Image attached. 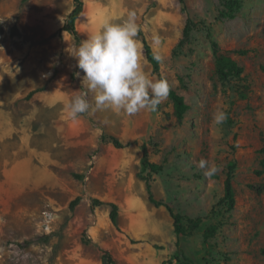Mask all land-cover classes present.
I'll return each mask as SVG.
<instances>
[{
	"label": "rangeland",
	"instance_id": "1",
	"mask_svg": "<svg viewBox=\"0 0 264 264\" xmlns=\"http://www.w3.org/2000/svg\"><path fill=\"white\" fill-rule=\"evenodd\" d=\"M223 1L186 0L183 11L179 0H83L76 21L82 41L132 10L150 45L153 35L160 37L159 73L144 46L143 66L153 78H167L185 98L189 111L179 123L169 96L155 112L127 116L109 110L82 114L76 122L66 118L65 104L87 91L83 73L76 75L81 70L73 55L79 45L68 32L59 33L73 0H0V76L15 78L33 66L47 85L53 83L49 95L58 104L42 111L39 122L26 121L23 129L33 140L23 153L13 154L12 139L0 147V264H102L103 250L118 264H169L179 253L178 241L196 264H264V173L257 174L264 169V0H240L232 20L218 18ZM188 18L197 27L179 47ZM138 38L142 42L139 33ZM216 52L245 69L247 99L236 94L242 82L218 78ZM87 99L94 104V94ZM29 101L25 93L16 102L25 106L27 118ZM217 108L229 114L219 126L212 123ZM105 135L129 146L118 149L102 140ZM30 145L52 151L57 163L44 166L32 156V167L17 169L29 159ZM143 147L164 168L159 175L143 171ZM201 158L220 165L218 174L206 178L197 167ZM233 164L236 205L222 218L218 204ZM144 177L156 200L203 219L192 237L175 234L167 210L149 201ZM94 199L106 204L94 207ZM108 203L119 206L118 228ZM215 224V235L206 237Z\"/></svg>",
	"mask_w": 264,
	"mask_h": 264
},
{
	"label": "clouds",
	"instance_id": "2",
	"mask_svg": "<svg viewBox=\"0 0 264 264\" xmlns=\"http://www.w3.org/2000/svg\"><path fill=\"white\" fill-rule=\"evenodd\" d=\"M137 13L132 10L119 23L105 22L101 28L88 35L73 55L80 69L82 86L87 91L74 96L64 106L66 118L76 122L82 114L93 115L97 111H113L134 116L141 111L155 112L169 96L171 85L167 78H153L144 70L143 44L138 38L141 31ZM161 39L153 35V58L163 63L159 49ZM94 94V104L87 99ZM228 119L227 111L217 108L212 116L214 125H222ZM197 167L206 178L218 174L221 166L201 158Z\"/></svg>",
	"mask_w": 264,
	"mask_h": 264
},
{
	"label": "trees",
	"instance_id": "3",
	"mask_svg": "<svg viewBox=\"0 0 264 264\" xmlns=\"http://www.w3.org/2000/svg\"><path fill=\"white\" fill-rule=\"evenodd\" d=\"M27 1V0H25ZM182 6L183 11H187V5L186 0H179ZM74 8L73 10L68 14V16L65 19V23L63 27L59 30V33L62 32H68L73 39L76 41L78 45L82 42V37L80 33L77 30L76 27V21L83 12L84 8V2L83 0H73ZM223 9L219 12V19H229L232 20L236 17L237 13L242 8V2L240 0H224L223 1ZM197 27V25L192 21V19L188 18L183 30V40L179 43V47H182L191 37L192 31ZM142 43L145 50L146 58L149 62L153 63L155 72L159 73L160 71V63H158L153 58V49L151 45L148 43L146 37L144 36L143 32H139ZM240 55H245L247 51H238L237 52ZM216 74L218 78L221 81L224 82H230L232 79H236L239 82H242L243 84L238 86L236 89V94L238 96V99L245 100L248 97V94L250 92V86L247 84V78L244 76L245 69L240 66L234 59L229 57L226 54H219L216 52ZM40 91V90H36ZM36 91L32 92L29 96H32ZM169 98L173 102L174 107V116L176 117L177 121L179 123H182L185 116L187 115L189 111V106L187 105L185 98L178 94L175 90L171 88ZM229 115V114H228ZM102 140L107 143L113 144L118 149H124L129 146V144L124 145L119 139H117L114 136H103ZM261 153L264 154V148L261 149ZM261 166L264 168V160L261 162ZM142 168L143 171H150L152 174L159 175L163 172V167L159 166L157 164L152 163L149 160V155L147 153L146 147H143V157H142ZM235 165L229 166V171L227 173V177L225 180L224 185V196L221 199V201L218 204L217 214H221L222 218H225L226 215H229L235 208L236 205V197H235V191L233 187V173H234ZM264 173V169L257 172V174L260 176ZM78 179H82V176L75 175ZM143 180L146 183L148 195H149V201L155 205V207L160 208L164 207L167 212L169 213L170 217L173 220V227L175 234L181 238V237H192L201 227L203 224V219L201 217L192 218L186 214H183L181 212H177L170 204L158 201L155 199L154 194L152 192V186L150 183V180L148 177H144ZM259 190H262L261 187H258ZM264 190V188H263ZM80 197H77L74 199L71 203V210L73 211L76 207V205L80 201ZM106 203L102 202L101 200L94 199L93 200V206L99 207L101 205H105ZM108 205L111 207L110 212V219L112 224L118 228L119 223V206L116 203H108ZM216 208H213V212H215ZM218 225H211L206 230V237H212L215 235L217 231ZM83 241L87 244L91 243V239L88 238L87 234L85 233L83 236ZM31 242H27L26 245H30ZM177 250L179 253H177L168 263L172 264L175 260L178 264H196L193 260L186 257L181 252V246L180 241L176 244ZM102 264H118L116 260L114 259L113 255L106 250H103L102 255ZM166 264V263H165Z\"/></svg>",
	"mask_w": 264,
	"mask_h": 264
},
{
	"label": "crops",
	"instance_id": "4",
	"mask_svg": "<svg viewBox=\"0 0 264 264\" xmlns=\"http://www.w3.org/2000/svg\"><path fill=\"white\" fill-rule=\"evenodd\" d=\"M25 73L15 78H4L0 76V147L5 144V141L11 140L13 144L12 152L15 156L20 155L25 151V145L32 138L27 137V131L24 128L27 127V120L31 119L37 122L40 121V114L42 111H47L50 108H57V101L53 100L50 96V90L53 89V83L47 85L42 80L37 70L33 66H28L25 69ZM25 77L26 86L24 90L23 80ZM47 86L46 90H40ZM48 88L50 90H48ZM36 91L32 96H29L32 92ZM26 93L30 101L28 110L29 117L25 116V106L18 107L16 102L23 97ZM24 124V125H23ZM29 149V159L21 160L17 163V169L30 168L33 166V157H37L46 165H55L57 163L56 157L53 153L47 151H41L40 148L30 145L26 148ZM53 149V148H52ZM46 152V153H45ZM33 156V157H32ZM27 157V158H28Z\"/></svg>",
	"mask_w": 264,
	"mask_h": 264
}]
</instances>
